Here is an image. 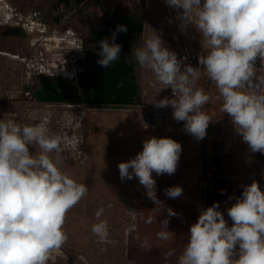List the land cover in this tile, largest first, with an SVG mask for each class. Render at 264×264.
I'll list each match as a JSON object with an SVG mask.
<instances>
[{"label":"clouds","instance_id":"clouds-1","mask_svg":"<svg viewBox=\"0 0 264 264\" xmlns=\"http://www.w3.org/2000/svg\"><path fill=\"white\" fill-rule=\"evenodd\" d=\"M165 2L177 10L182 28L192 23L205 38L209 51L200 56L199 64L223 98L222 111L249 149L264 154V76L257 77L254 71L258 58L264 62V0ZM118 32L126 33L127 27L118 25L110 38L99 42L97 64L101 67H109L120 57ZM134 54L141 67L154 73L162 89L172 90V98L164 97L155 106L171 107L174 120L185 122L189 134L203 139L211 120L202 109L210 97L195 87L199 68L191 64L182 68L177 54L156 31ZM60 142L42 124L0 119V264H47L51 251L67 240L62 231L65 215L86 196L88 187L63 173L51 158L61 151ZM30 146L39 152L33 154ZM181 151V144L172 138L150 137L134 158L118 164L120 179L137 178L147 197L162 206L153 173L174 174ZM164 191L172 199L183 194L180 186ZM103 212V208L97 210L99 222L92 226L101 241L109 236L107 221L99 220ZM130 212L134 216L135 211ZM167 212L178 215L171 208ZM227 214L231 226L218 203L201 210L176 264H264V190L257 181L244 186ZM167 224L164 219L163 230L157 233L164 240L173 235ZM174 252L169 250L168 256Z\"/></svg>","mask_w":264,"mask_h":264},{"label":"rangeland","instance_id":"rangeland-1","mask_svg":"<svg viewBox=\"0 0 264 264\" xmlns=\"http://www.w3.org/2000/svg\"><path fill=\"white\" fill-rule=\"evenodd\" d=\"M127 1L140 6L147 15V28L140 47L156 31L170 51L178 48L168 24L171 7L165 0ZM4 11L0 7V22L6 18ZM192 25L196 46L203 57L201 34ZM2 28L0 23V30ZM51 43V40L43 41V60L38 65H25L24 55L17 58L0 53V92L5 90V85L9 89L3 91L5 94L0 98L6 103L7 99H14L16 104L15 99L22 98L16 95L21 89L22 78L28 80V72L34 71V67L43 78L62 69L65 71L57 75H67L73 55L80 52L77 41L61 43L56 48ZM24 66L26 73H21ZM8 68L18 71L20 84L12 72H6ZM144 71L138 63L137 77L142 88ZM147 72L155 78L152 71L147 69ZM202 73H206L203 65L200 76ZM7 76L9 81L4 80ZM199 78L195 84L197 88ZM204 91L210 95L211 89ZM24 102L27 107L34 105L27 96ZM93 106L92 103L42 102L36 110L0 108V119L22 125L42 124L49 129L50 135L59 136L61 151L52 153L51 158L58 161L57 166L63 173L88 187L86 196L66 213L62 231L67 240L59 249L51 251L47 264H176L188 241L189 228L197 221L201 210L218 203L231 226L227 209L241 196L244 186L255 180L264 190V154L253 153L236 132L231 118L220 112L215 114L218 121L207 128L203 139L185 134L171 123L180 132L174 140L181 144L182 151L174 174L157 176L153 173L156 196L162 202V206H158L147 197L137 178L122 181L118 168L120 162L142 151L143 142L149 137L142 135L125 114L103 113L91 109ZM171 121L175 124L173 117ZM30 151L34 154L39 149L30 146ZM174 186L182 187L183 194L172 199L164 190ZM100 208L104 212L99 220L107 221L109 226V236L104 241L92 232V226L99 222L95 213ZM169 208L178 215L169 216ZM130 211H135L134 216ZM164 219L168 220L167 228L173 233L168 240L157 235L163 230L161 222ZM171 249L175 252L168 256Z\"/></svg>","mask_w":264,"mask_h":264},{"label":"flooded vegetation","instance_id":"flooded-vegetation-1","mask_svg":"<svg viewBox=\"0 0 264 264\" xmlns=\"http://www.w3.org/2000/svg\"><path fill=\"white\" fill-rule=\"evenodd\" d=\"M0 7L6 13V18L1 24L0 30V53L12 57L20 58L25 65H38L43 58L41 57L42 40L41 29L28 26L30 21L39 23L41 19L48 16V23H53L54 19H62L65 12V19L73 17L81 18L80 29L76 31V41L80 52L73 55L72 66L67 75H47L42 77L41 73L34 67V71L28 72V80L17 77L18 71L12 72L14 79L21 85V89L16 93L14 99L0 98V108H14L17 111L30 110L31 108L40 109L42 102H66L69 104L82 103L86 84L83 76L87 74V69H95L97 61L100 59V44L103 39L110 38L118 25H125L127 32L116 34V43L122 45V51L128 63L133 62L135 73L137 74L138 62L135 57V49L139 48L147 26V15L140 6H136L127 0H86L84 3H77L76 0H0ZM49 32V30H47ZM50 33V32H49ZM20 72V71H19ZM26 73V67L21 73ZM53 73V72H51ZM90 78V75L88 76ZM3 78V77H2ZM8 79L9 76L4 80ZM9 85V83L7 84ZM13 86V85H12ZM5 90L0 92V97L9 91L5 85ZM45 87V91L41 89ZM1 89V87H0ZM91 90V88H90ZM14 96V94H13ZM25 96L33 101L34 105L24 102ZM15 97V96H14ZM49 97L52 101H46ZM30 106V107H29Z\"/></svg>","mask_w":264,"mask_h":264},{"label":"built area","instance_id":"built-area-1","mask_svg":"<svg viewBox=\"0 0 264 264\" xmlns=\"http://www.w3.org/2000/svg\"><path fill=\"white\" fill-rule=\"evenodd\" d=\"M168 24L172 37L178 42V48L173 52H175L177 58L181 60L182 68L185 64H191L193 67L199 68V72H201L202 65L199 64L201 54L196 46L195 31L192 23L182 28V21L177 18V10L171 7ZM185 57L186 59H184ZM143 79L145 85L143 88L141 87L139 103L111 106L92 103L94 106L91 109H111L131 114L140 118L145 129L157 130L166 126L173 117V109L171 107L158 108L155 106V103L164 97L172 98V90L171 88L162 89L163 85L159 84L154 77L149 76L146 68ZM174 122L180 131L189 134L185 130V122H177L176 120H174Z\"/></svg>","mask_w":264,"mask_h":264},{"label":"crops","instance_id":"crops-1","mask_svg":"<svg viewBox=\"0 0 264 264\" xmlns=\"http://www.w3.org/2000/svg\"><path fill=\"white\" fill-rule=\"evenodd\" d=\"M48 22H49L48 16H45L43 19H41L39 23H33V21H30V23H28V26L30 29L33 26L39 27L41 29L42 43L43 41L51 40L52 41L51 44H53V46L56 48L59 45H61V43H72L76 41L77 38H76L75 33L78 29H80V25H81L80 17H73L71 19L62 18L60 20L54 19L53 23H48ZM47 30H49L50 33L47 32ZM201 38L202 40L200 44V49L204 50L205 52L204 56H206L208 54L209 49L207 47L205 38H203L202 36ZM254 71L257 77L264 76V62H262L259 58L255 62ZM199 84H200L199 88H202L204 90L211 89L210 95H209L210 99L208 103L202 109L210 117L211 121L209 123L208 128H211L214 126V123L218 121V117H215V114L223 112L222 111L223 98L220 95L219 90L216 88L215 84L209 80L206 73H202V75L200 76ZM99 112L125 114L126 116L130 118L131 120L130 123L135 125V127L138 130L140 129V132L142 135L149 137V138L150 137H157V138L169 137V138L175 139L176 135H179L180 133L176 128H174L171 125V123L175 125L173 121L171 120L168 122L166 126L160 129H157V130H151V129H145L142 125L140 118L133 116L131 114L121 112V111L111 110V109H101L99 110Z\"/></svg>","mask_w":264,"mask_h":264},{"label":"water","instance_id":"water-1","mask_svg":"<svg viewBox=\"0 0 264 264\" xmlns=\"http://www.w3.org/2000/svg\"><path fill=\"white\" fill-rule=\"evenodd\" d=\"M86 0H76L77 3H84ZM63 12L61 18L64 17ZM83 76L86 84L82 103H95L103 106L132 104L140 102L141 83L135 73L133 62L128 63L123 53L117 61L109 67H97L93 70L87 69ZM90 75V78L88 77ZM91 88V90H90ZM45 91V87L41 92ZM52 101L51 98H44Z\"/></svg>","mask_w":264,"mask_h":264}]
</instances>
